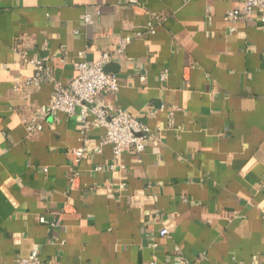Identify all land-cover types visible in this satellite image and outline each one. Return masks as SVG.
I'll list each match as a JSON object with an SVG mask.
<instances>
[{
  "label": "crops",
  "instance_id": "1",
  "mask_svg": "<svg viewBox=\"0 0 264 264\" xmlns=\"http://www.w3.org/2000/svg\"><path fill=\"white\" fill-rule=\"evenodd\" d=\"M238 9L0 0V264L33 249L42 264H264V32L257 14L231 31L225 15ZM104 51L119 90L96 104L131 114L159 143L120 157L102 146L76 164L79 119L45 110L55 84L76 76L78 53L96 62ZM34 59L52 72L39 88L25 86ZM29 120L41 132L28 135ZM103 136L86 134L94 146Z\"/></svg>",
  "mask_w": 264,
  "mask_h": 264
},
{
  "label": "built area",
  "instance_id": "2",
  "mask_svg": "<svg viewBox=\"0 0 264 264\" xmlns=\"http://www.w3.org/2000/svg\"><path fill=\"white\" fill-rule=\"evenodd\" d=\"M234 1L238 3L239 9L228 11L225 15V21L229 24L230 30L234 31V26L239 20L250 21L253 15L257 14L264 32V0ZM132 3H135V0H132ZM152 20L158 24L160 21L159 15H152ZM147 30L154 34L153 25L149 24ZM130 42V37L121 39L114 53L121 55ZM22 58L26 60V55L23 54ZM110 60L111 53L108 51L102 52L96 62H88L85 60L83 53H78V61L74 64L76 76L66 86L55 84L45 110L47 115L55 116L57 113H63L68 117L79 119L78 132L82 136V145L74 151L76 164L82 161L88 153L98 152L102 146H109L113 155L120 157L125 151L140 155L145 149L159 143L158 132L152 133L146 125L131 114L118 110L113 115H109L104 108L96 104L100 92L108 91L116 94L119 90L116 75L104 71ZM29 63L34 67V74L25 81L26 87L39 88L42 83L53 81L52 72L46 66L45 59L29 60ZM143 80L141 78V81ZM93 127L104 128V136L99 146L91 144L86 137L87 132ZM25 130L28 135H32L41 132L42 127L36 121L29 120L25 123ZM94 170L96 172L100 171L99 168ZM73 180H76V174L72 175L71 181ZM38 222L45 223L43 218H39ZM49 226L53 227L54 225L50 224ZM167 234L168 230L166 228L158 232V236L161 238L167 236ZM17 264H42L39 259V251L37 249L31 250Z\"/></svg>",
  "mask_w": 264,
  "mask_h": 264
},
{
  "label": "clouds",
  "instance_id": "3",
  "mask_svg": "<svg viewBox=\"0 0 264 264\" xmlns=\"http://www.w3.org/2000/svg\"><path fill=\"white\" fill-rule=\"evenodd\" d=\"M10 67H15V66H10ZM30 72H31V69L29 68L28 71L25 72L24 74L28 75L30 74ZM7 76H8V73L5 72L2 67H0V78H7Z\"/></svg>",
  "mask_w": 264,
  "mask_h": 264
},
{
  "label": "water",
  "instance_id": "4",
  "mask_svg": "<svg viewBox=\"0 0 264 264\" xmlns=\"http://www.w3.org/2000/svg\"><path fill=\"white\" fill-rule=\"evenodd\" d=\"M107 66L104 68V71L106 72Z\"/></svg>",
  "mask_w": 264,
  "mask_h": 264
}]
</instances>
